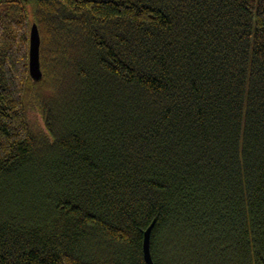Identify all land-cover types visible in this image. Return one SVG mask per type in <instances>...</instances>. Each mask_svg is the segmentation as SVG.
Instances as JSON below:
<instances>
[{"label":"trees","instance_id":"trees-1","mask_svg":"<svg viewBox=\"0 0 264 264\" xmlns=\"http://www.w3.org/2000/svg\"><path fill=\"white\" fill-rule=\"evenodd\" d=\"M0 5V264H264V0Z\"/></svg>","mask_w":264,"mask_h":264},{"label":"water","instance_id":"water-1","mask_svg":"<svg viewBox=\"0 0 264 264\" xmlns=\"http://www.w3.org/2000/svg\"><path fill=\"white\" fill-rule=\"evenodd\" d=\"M27 1V0H23ZM40 37L36 24H32L28 35V74L33 81L42 78L39 60ZM154 221L147 227L143 234L142 253L146 264H154L150 253V234Z\"/></svg>","mask_w":264,"mask_h":264},{"label":"rangeland","instance_id":"rangeland-1","mask_svg":"<svg viewBox=\"0 0 264 264\" xmlns=\"http://www.w3.org/2000/svg\"><path fill=\"white\" fill-rule=\"evenodd\" d=\"M2 7H3V6H2V5H0V11L2 10Z\"/></svg>","mask_w":264,"mask_h":264}]
</instances>
